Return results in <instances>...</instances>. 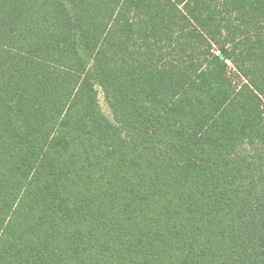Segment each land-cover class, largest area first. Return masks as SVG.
Instances as JSON below:
<instances>
[{
	"label": "trees",
	"instance_id": "trees-1",
	"mask_svg": "<svg viewBox=\"0 0 264 264\" xmlns=\"http://www.w3.org/2000/svg\"><path fill=\"white\" fill-rule=\"evenodd\" d=\"M0 264H264V0H0Z\"/></svg>",
	"mask_w": 264,
	"mask_h": 264
},
{
	"label": "rangeland",
	"instance_id": "rangeland-1",
	"mask_svg": "<svg viewBox=\"0 0 264 264\" xmlns=\"http://www.w3.org/2000/svg\"><path fill=\"white\" fill-rule=\"evenodd\" d=\"M98 98H99V103H100L101 109L103 110L104 114L108 118H111L110 109H109L108 105L106 104V102L104 101V98H103L101 91H99V93H98Z\"/></svg>",
	"mask_w": 264,
	"mask_h": 264
}]
</instances>
